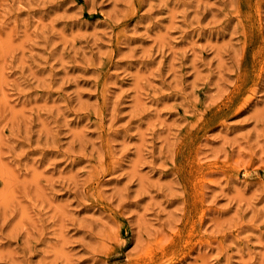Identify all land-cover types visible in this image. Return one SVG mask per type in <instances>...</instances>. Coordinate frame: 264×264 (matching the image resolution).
<instances>
[{"label": "rangeland", "instance_id": "obj_1", "mask_svg": "<svg viewBox=\"0 0 264 264\" xmlns=\"http://www.w3.org/2000/svg\"><path fill=\"white\" fill-rule=\"evenodd\" d=\"M0 264H264V0H0Z\"/></svg>", "mask_w": 264, "mask_h": 264}]
</instances>
